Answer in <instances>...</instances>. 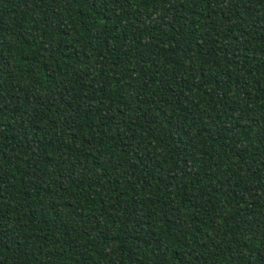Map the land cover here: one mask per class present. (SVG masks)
I'll return each instance as SVG.
<instances>
[{
  "label": "trees",
  "instance_id": "obj_1",
  "mask_svg": "<svg viewBox=\"0 0 264 264\" xmlns=\"http://www.w3.org/2000/svg\"><path fill=\"white\" fill-rule=\"evenodd\" d=\"M0 264H264V0H0Z\"/></svg>",
  "mask_w": 264,
  "mask_h": 264
}]
</instances>
